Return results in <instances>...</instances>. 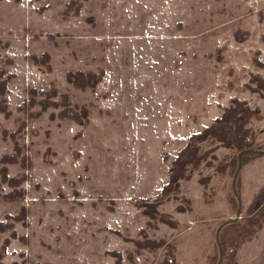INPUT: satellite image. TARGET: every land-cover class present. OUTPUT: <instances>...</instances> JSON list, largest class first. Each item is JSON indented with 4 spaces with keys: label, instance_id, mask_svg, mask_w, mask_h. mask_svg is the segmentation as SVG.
<instances>
[{
    "label": "rangeland",
    "instance_id": "1",
    "mask_svg": "<svg viewBox=\"0 0 264 264\" xmlns=\"http://www.w3.org/2000/svg\"><path fill=\"white\" fill-rule=\"evenodd\" d=\"M0 39V68L12 74L11 111L0 112V219L15 215L0 225V264H118L110 250L119 264H159L165 243L137 246L150 238L175 242L172 263L216 264V229L238 204L240 150L201 140L210 163L187 165L155 216L144 204L188 135L233 99L257 108L246 127L250 147L264 150L253 79L264 77V0H0ZM43 52L50 71L31 59ZM77 69L104 74L81 89L66 81ZM51 80L52 99L66 94L77 119L58 116L61 104L42 107L41 92L29 103L31 88ZM241 160L243 215L264 183V152ZM21 176L23 196L4 197ZM237 260L264 264V225Z\"/></svg>",
    "mask_w": 264,
    "mask_h": 264
},
{
    "label": "trees",
    "instance_id": "2",
    "mask_svg": "<svg viewBox=\"0 0 264 264\" xmlns=\"http://www.w3.org/2000/svg\"><path fill=\"white\" fill-rule=\"evenodd\" d=\"M70 4V2H68ZM74 13L77 14L78 10ZM47 36L51 38L55 36V33L48 32ZM1 43V39H0ZM31 59L34 63L42 65L46 70H51L50 57L48 52H43L42 54L36 55L32 54ZM6 61L11 62V58H6ZM104 74L103 70H100L98 75L92 74L91 72L84 71L82 69H77L75 71L66 72V81L71 83L81 89H86L87 87H94L98 80ZM12 76L11 72L7 69L0 68V112L8 114L10 113V108L8 107L6 93L8 80ZM253 79L256 82L255 90L264 96V77L255 75ZM50 88L46 90H36L31 88V97L29 98V103L35 101V95L39 92L44 94L42 100V107L58 106L63 105L62 108L58 110V116L61 118L74 117L77 116L70 113V102L66 94H63L60 99H52L55 94V83L53 80L50 82ZM41 100V99H40ZM39 101V100H38ZM49 105V106H48ZM253 116H258L257 108L251 109L245 105L244 101L238 99H233V102L227 106L223 107L220 115L216 116L211 123L204 126L201 130L197 132H192L188 135L186 143L184 146L178 149L177 153L172 159L171 169L168 180L161 185L160 195L153 202H146L147 213L150 216H155L156 206L158 198L162 197L170 190H174L178 185V179L184 175L186 166L189 164L198 165L202 160L210 163L207 159L208 151H200L198 145L201 140L210 138L212 140H219L220 143L227 147L237 148V150H242L244 148L250 147V130L247 128L249 120ZM73 118V119H74ZM14 158V157H13ZM12 156L9 154H3L1 160L12 161ZM15 159V158H14ZM236 160V159H235ZM224 168L222 167L221 170ZM23 178H9L7 180L10 185H13V189L3 196L6 198H15L18 196H23V188L17 189L16 185ZM5 179V176H3ZM18 182V183H17ZM17 183V184H16ZM24 206H22L23 208ZM15 215L6 214L5 219H0V225H7L9 223L7 218H14ZM264 225V183L258 187L251 195V199L247 206L245 207L244 214L233 221L225 223L219 231V240L223 248V257L221 264H238L237 252L239 248L247 241L252 240L258 231ZM139 248L154 249L165 243L166 250L162 261L159 264H178L177 262L172 263L173 260V250L175 247V242H164V239L150 238L145 240V242H137ZM216 251L218 252V246L216 245ZM110 253L117 255L118 264L120 259V253L116 250H110ZM219 254V252H218ZM218 255L216 256L217 260Z\"/></svg>",
    "mask_w": 264,
    "mask_h": 264
},
{
    "label": "water",
    "instance_id": "3",
    "mask_svg": "<svg viewBox=\"0 0 264 264\" xmlns=\"http://www.w3.org/2000/svg\"><path fill=\"white\" fill-rule=\"evenodd\" d=\"M264 152V150H261V149H255V148H252V147H248V148H244L242 150H240L237 154V159H238V163H237V167L235 169V172H234V175H233V180H232V186H233V190L236 194V197H237V201H238V204H237V208H236V211L234 213V216H232L231 218H227V219H224L220 224L219 226L217 227L216 229V242H217V245H218V249H219V254H218V259L216 261V264H221V260H222V257H223V249H222V246L220 244V241H219V230L221 229V227L229 222V221H233V220H236L237 218H239L241 216V209H242V203H241V199H240V196L238 195L237 191H236V188H235V179L238 175V171L241 167V163H242V160H241V156L245 153V152Z\"/></svg>",
    "mask_w": 264,
    "mask_h": 264
}]
</instances>
